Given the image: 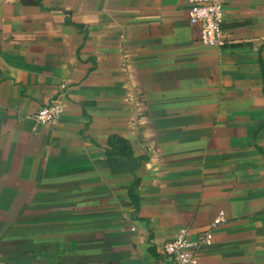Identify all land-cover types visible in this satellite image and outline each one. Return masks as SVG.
Segmentation results:
<instances>
[{
  "label": "crops",
  "instance_id": "obj_1",
  "mask_svg": "<svg viewBox=\"0 0 264 264\" xmlns=\"http://www.w3.org/2000/svg\"><path fill=\"white\" fill-rule=\"evenodd\" d=\"M188 8L0 0V264H171L181 230L211 234L195 264H264V0L211 49Z\"/></svg>",
  "mask_w": 264,
  "mask_h": 264
},
{
  "label": "built area",
  "instance_id": "obj_2",
  "mask_svg": "<svg viewBox=\"0 0 264 264\" xmlns=\"http://www.w3.org/2000/svg\"><path fill=\"white\" fill-rule=\"evenodd\" d=\"M227 0H189L187 22L197 33V40L204 48H219L224 44L222 25ZM62 115L59 105L51 104L40 107L31 119L44 127L56 126ZM222 222L220 216L212 221L215 226ZM209 232L201 233L195 240H189L183 230L161 247L162 257L171 264H195V254L201 246L208 245Z\"/></svg>",
  "mask_w": 264,
  "mask_h": 264
},
{
  "label": "trees",
  "instance_id": "obj_3",
  "mask_svg": "<svg viewBox=\"0 0 264 264\" xmlns=\"http://www.w3.org/2000/svg\"><path fill=\"white\" fill-rule=\"evenodd\" d=\"M111 140L114 141V142L119 141L118 138H112ZM111 140H110V141H111ZM125 154L128 155V154H129V150H127V151L125 152Z\"/></svg>",
  "mask_w": 264,
  "mask_h": 264
}]
</instances>
